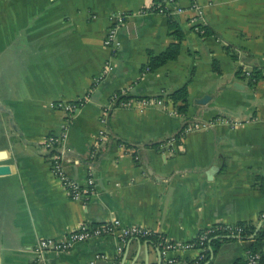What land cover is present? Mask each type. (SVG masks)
Here are the masks:
<instances>
[{
	"label": "crops",
	"instance_id": "crops-1",
	"mask_svg": "<svg viewBox=\"0 0 264 264\" xmlns=\"http://www.w3.org/2000/svg\"><path fill=\"white\" fill-rule=\"evenodd\" d=\"M193 1L203 23L193 20ZM156 2L168 11L152 9ZM115 13L128 16L112 55L103 41ZM170 19L184 34L178 58L144 70L149 51L177 41ZM255 67L264 69V0H0V166L9 167L0 173V264H197L202 250L182 245L204 229L250 222L259 233L264 79L250 83ZM184 85L189 106L180 114L169 94ZM119 91L133 105L106 114ZM82 98L65 129V169L84 186L92 173L97 186L73 200L43 141L64 130L68 114L57 103ZM157 98L163 104L142 103ZM194 122L213 124L183 132ZM102 131L107 140L92 157ZM114 218L154 234L34 251L40 237ZM217 237L203 264H246L253 236ZM164 240L179 246L164 255Z\"/></svg>",
	"mask_w": 264,
	"mask_h": 264
},
{
	"label": "built area",
	"instance_id": "built-area-1",
	"mask_svg": "<svg viewBox=\"0 0 264 264\" xmlns=\"http://www.w3.org/2000/svg\"><path fill=\"white\" fill-rule=\"evenodd\" d=\"M155 9V7H154ZM189 10L195 11L196 17L193 18L194 22L199 21L204 22V11L202 6L197 2L193 1L189 7ZM183 11V9H179ZM157 12H165V7L158 6ZM127 14L125 13H115L111 16L110 26L104 37V46L110 50L112 55L118 53L122 47V40L120 38V31L123 25L126 23ZM104 72L100 75L98 79H103L113 68L112 59H108L105 65ZM249 74V72H248ZM117 95H113L110 103L105 107V113L108 114L114 107H116ZM85 99H79L76 101L69 102H59L57 106L63 109L67 114V121L64 125V130L61 133L51 134L43 141V148L49 153L51 159L53 172L60 180L61 184L70 194L73 200H82L84 198H89L92 194L96 192V179L93 177L92 173L89 174L87 178V183L82 185L77 180L73 179L66 172L65 166L69 161L67 155V148L65 145V140L67 136L66 128L69 124L71 116L74 112L80 108L85 103ZM163 99H146L142 101L143 104H163ZM133 105L132 99L121 101L118 106L130 107ZM177 112V111H176ZM212 122H194L186 125L183 132L190 131L195 128H205L211 126ZM107 133L102 131L95 141V145L92 149L91 156L96 157L100 152L101 146L107 140ZM170 143L175 144V139H171ZM53 149H56L53 151ZM260 220L264 222V212L260 215ZM227 230L229 233L239 235L241 228L237 225H218L204 229L195 241H189L183 244L184 248H199L202 250L201 257L204 256V252L207 250V242L212 235L218 234L220 231ZM154 232L150 229L139 225H125L123 221L119 218H114L106 223L100 225H90L87 223H82L76 229L68 232L64 237H40L38 238L34 251L35 253L42 257L46 252L64 253L71 250L77 243L87 241L93 238H99L108 235L119 236L121 239H127L130 237H151ZM179 244L164 240L162 241V253L167 255L171 250L177 248ZM201 259V258H200ZM91 264H96V261H92ZM247 264H264L261 260V255L259 253H253L251 251L247 254Z\"/></svg>",
	"mask_w": 264,
	"mask_h": 264
},
{
	"label": "trees",
	"instance_id": "trees-1",
	"mask_svg": "<svg viewBox=\"0 0 264 264\" xmlns=\"http://www.w3.org/2000/svg\"><path fill=\"white\" fill-rule=\"evenodd\" d=\"M158 6H163V7H165V12L168 11L166 9L167 7L165 6V4L159 3V2L154 3V5L151 8L154 9V7H155L154 10L157 11ZM168 14H169V12H168ZM170 27L173 30V35L177 38V41L172 42L164 51H162L160 53H155L154 51H149L148 52L149 53V60L144 65V70L153 71V70L159 68L160 66L166 64L168 61L175 60L178 58L180 51H181V40L184 38V34L179 29L176 22L172 19H170ZM203 28H205V26H203ZM248 72H249L248 78L250 80V83H252V84H254L255 82H257L260 79H264V69L263 68L255 67V68L249 70ZM245 73H246V71L244 72V75H246ZM116 95H117L116 107L120 104L121 101H126V100H130L131 98H133L128 93L122 92V91L117 92ZM188 96H189V93H188L187 85H184V86L178 88L177 90L173 91L171 94H169V97L171 98L172 102L175 104V106H176V108L180 114H186L187 113L188 106H189ZM179 133L176 134L171 139H175V141H177L178 138L180 137ZM54 150H56V149H53V151ZM237 226H239V228H241V232L239 235L242 238H249V237L253 236L254 243H253L252 247L250 248V251L253 253H259L261 255V260L264 262V228H262V230L259 233H255L256 232V226L250 222H240L237 224ZM218 234H220V236H223V235L232 234V233H229L227 230H224V231H220ZM214 236L212 235V237L209 238V240L207 242V250L204 252V256L201 257V259H199V262L197 264L205 263V261L207 260V258L209 256V245H211L212 243H217V241H219V238H221V237H217L214 239L213 238ZM192 241H195V239ZM246 264H247V262H246Z\"/></svg>",
	"mask_w": 264,
	"mask_h": 264
},
{
	"label": "water",
	"instance_id": "water-1",
	"mask_svg": "<svg viewBox=\"0 0 264 264\" xmlns=\"http://www.w3.org/2000/svg\"><path fill=\"white\" fill-rule=\"evenodd\" d=\"M9 171V167L7 166H0V173H5Z\"/></svg>",
	"mask_w": 264,
	"mask_h": 264
}]
</instances>
